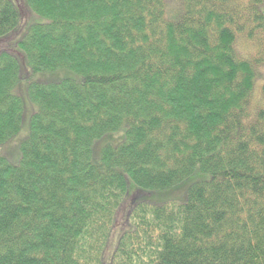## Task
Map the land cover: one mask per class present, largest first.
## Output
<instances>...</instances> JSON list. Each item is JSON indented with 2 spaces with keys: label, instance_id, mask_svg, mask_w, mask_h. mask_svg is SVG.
Instances as JSON below:
<instances>
[{
  "label": "trees",
  "instance_id": "16d2710c",
  "mask_svg": "<svg viewBox=\"0 0 264 264\" xmlns=\"http://www.w3.org/2000/svg\"><path fill=\"white\" fill-rule=\"evenodd\" d=\"M177 1L169 21L165 0H17L46 22L14 47L0 0V148L21 130L22 81L32 109L18 164L0 155V264H102L119 225L111 264H264V0ZM25 63L81 79L37 83ZM197 167L210 179L185 201L129 211L127 179L164 192Z\"/></svg>",
  "mask_w": 264,
  "mask_h": 264
},
{
  "label": "rangeland",
  "instance_id": "374dc122",
  "mask_svg": "<svg viewBox=\"0 0 264 264\" xmlns=\"http://www.w3.org/2000/svg\"><path fill=\"white\" fill-rule=\"evenodd\" d=\"M15 7L17 8L18 14H19V22L17 28L14 30V32L9 36H13L14 40L12 43L15 44L18 42L22 36L27 32V30L30 28V26L34 24H43L46 22L45 19L40 18L36 15H34L30 10V12H26V15H21V10L19 7V4H17V0H11ZM177 0H165V18L169 21H175L177 20L180 15L182 14V7L180 6V3ZM173 3L176 5V3L179 4V10L177 8L171 9V6ZM261 11L264 14V4L261 7ZM8 37V38H9ZM13 48V45H10V47L7 50H10ZM240 50L243 51L240 47ZM244 52V51H243ZM22 73L24 77H30L33 81L37 83H51V82H59L63 79H73V80H80L81 77L78 76L76 73L68 71V70H59L53 73H40L37 75H31L28 65L25 63V69L24 65L21 67ZM257 77L254 82V89H253V95H252V105L251 110H256L258 107H264V100L261 97V88L264 85V65L257 67ZM16 93L19 94V96L25 100V111L23 115L22 120V126L19 133L11 139L9 143H7L5 146L0 148V155L6 157L8 161L12 164H18L19 162V145L20 143L26 139L28 136V123L32 114V109L30 105L27 103L26 100V88L25 83L22 81L18 88L16 89ZM125 137V128L122 127L119 129V131L115 133H111L109 135H106L95 142L93 145V155L95 158L100 157L101 151L104 146L106 145H113L116 146ZM210 177L208 175H204L200 172L199 168H195L194 172L190 177H188L186 180H184L182 183L177 185L171 190L164 191V192H145L135 187V185L127 179V189L126 191L129 193V195L136 194V192H139L142 194L141 198L134 201L131 206L129 207L132 210V208L139 202H148V203H154V204H160L164 203L169 200H178L180 202H183L186 200L187 197V191L188 188L200 181L209 180ZM128 209V205H124L121 209V213L118 215V223L122 221L126 215ZM129 229V226L126 230H123L120 228V225L116 227L112 232L110 236V241L108 245H106L105 250L103 252L102 257V264H111L112 256L115 251V248L117 246L119 237L122 233L127 231Z\"/></svg>",
  "mask_w": 264,
  "mask_h": 264
}]
</instances>
